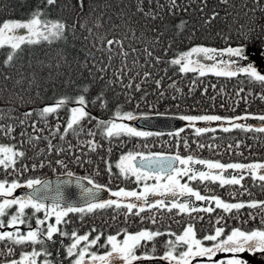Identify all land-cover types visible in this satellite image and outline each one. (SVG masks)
<instances>
[{"label":"snow or ice","instance_id":"6c2138e0","mask_svg":"<svg viewBox=\"0 0 264 264\" xmlns=\"http://www.w3.org/2000/svg\"><path fill=\"white\" fill-rule=\"evenodd\" d=\"M52 11L57 12L58 18L51 17ZM65 12L68 14L67 19L63 18ZM179 13H187L189 17L195 16L196 19L193 21L180 16L178 22L172 24V19ZM217 24L221 26L217 28ZM201 29L209 38L221 41L224 47L217 49L214 46L196 45L187 51L173 53V58L169 59V52L174 44L185 40L194 41L197 31ZM77 41L79 47L76 45ZM42 44L48 45V49L44 51L45 59L35 56L32 48ZM53 44L62 45L55 49L54 54L51 49ZM24 46H28L29 59L26 61ZM6 47L9 51L3 53L5 59L0 65V78L10 82L11 87L8 83L0 84V94H7L6 101L12 107L0 109V136L16 139L13 134L19 129L20 137L18 144L0 145V168L6 173L9 168L17 174L29 170L28 165L16 168L17 163L26 156L25 146L33 151V156L29 158L33 161L30 165L32 170L54 166L68 169L69 163L91 165L93 162L90 159L84 160L73 151L87 147L89 152L95 153L102 147L95 140L97 131L85 130L83 121H97L96 129L100 131L102 138L109 141L119 140L124 136L132 138L159 135L160 133L151 131H139L117 121L136 119L133 111L124 110V105L132 104L133 101L136 102V108L142 103L156 108L169 99H181L184 95L182 90L177 87L172 76L168 75L170 68L174 69L175 66L178 69L173 70V76L177 71L182 74L191 72L198 74V77L211 74L215 77L233 78L243 75L248 81L261 86L259 99L264 101V0H239V3L237 0H215L214 3H210V0H163V3L161 0H87V4L85 0H75V3L73 0H36V5L26 20L0 22V50ZM116 60L119 61L118 64H114ZM25 68L29 71H23ZM84 72L88 73L89 80L76 84L73 74L79 79L83 78ZM60 77H64L65 86L75 85V94L65 93L57 97L56 84ZM166 78L172 81L167 88L164 87ZM99 81H103V84L98 94L88 97L90 88ZM197 82V79L191 81L189 93L194 91L192 86ZM118 84L122 86L119 94L116 93ZM49 87L53 89L54 103L51 105L45 103V93ZM169 90L179 95L169 96ZM108 91L114 93L111 101L107 98ZM243 91V87L239 88L237 96ZM136 94H139V98ZM121 95L123 104H120ZM149 97L154 99L149 101ZM241 98L245 103L248 102L246 97ZM70 103L75 106L70 108V116L64 126L59 121V110ZM90 103L105 110H110L109 105L112 104L115 106L114 117L98 120L88 111ZM31 105L43 106L29 107ZM22 106L26 110L21 111ZM250 115L246 111V114L233 118L203 114L181 115L179 119L189 122L190 126L197 121L208 122L209 126L195 128V133L199 136L202 133L216 132L217 128L211 127V122L214 121L226 120L231 127L250 129L253 127L250 124L233 123L248 120ZM50 117L57 120L54 125L50 123ZM251 118L264 122V115ZM144 123L150 125L151 119L145 117ZM219 127L224 132L230 130L224 124ZM255 130L264 132V126L256 125ZM69 134L77 138L83 134L92 139L78 140L74 145L67 139ZM169 135L178 137L180 132ZM57 140L58 143L53 142ZM41 143L44 147H40ZM184 145L188 147L187 141H184ZM199 147L203 148L204 145ZM107 151L110 153L111 147ZM194 165H204L206 170L195 168ZM115 168L119 170L117 178L123 176L127 180L134 177L137 183L142 182V191H126L121 187L110 192L111 197L116 199H104L101 196L102 192L107 191L104 185L89 176L75 177L79 199H73L71 193L66 195L65 192V188L73 183L74 173L71 170L66 172L69 179L57 181L55 186L41 178H28L25 185L16 179L0 181V243L32 245L31 252L22 250L19 259H12L8 264H37L39 257H43L40 264H63L59 255L51 251L52 244L56 243L55 234L70 241L68 244L63 240L59 241L61 249L58 250L63 252L65 259H69V264H134L136 261L150 260L154 258L151 253L145 250L142 255H138V249H147L148 243L161 235H166L168 239L163 245L166 250L159 259L167 264H193L194 261L197 264H249L243 257L245 253L250 256L259 254L260 260L264 261V227L251 230L241 227L227 229L229 219H240L241 209L260 207L264 212V202H226L218 195H202L188 183H181L183 177H188L189 180L202 183L218 182L221 187L240 185L245 179L244 170L255 181L257 170L264 169V164H223L195 159L191 155L182 158L178 154L145 155L129 151L119 157ZM229 169L236 172L225 175ZM107 171L112 172L111 166ZM96 175H99L98 170ZM150 180L154 181L151 185L147 183ZM258 180L264 182V173L258 175ZM83 181L89 186H85ZM22 186L31 191L23 196H14L15 190ZM259 186L264 188V183ZM205 191L210 189L206 187ZM150 197L157 199L152 200ZM195 202H206L207 206L200 207ZM213 204L215 207H212ZM10 209L14 211L10 212ZM28 209L32 211L29 213L26 211ZM108 209L113 211V220L122 214L127 222L132 215L140 216L142 223L148 220L152 224L157 223L156 213L148 217L141 216V213L153 209L171 213L173 209H177L178 213L189 216L196 212L211 215L216 209H220L223 214L232 215L217 214L214 223L209 219L207 223L211 227L201 230L205 232L202 238H198L191 221L183 227L182 233H173L170 229L162 232L159 228H145L133 234L122 229L117 234L106 235V242L99 244V247L107 249L110 246V250H106L105 254H98L90 249L101 241V234L90 240L89 234H78L76 229L68 231L66 226L70 221L65 218L69 214H79L82 219L85 215ZM40 213L43 216L37 215ZM249 216L256 219L252 213ZM5 217H8L7 220ZM52 217L55 222L49 223ZM192 218L203 220V217ZM33 219L35 227L30 223ZM259 223L264 225V215L259 217ZM62 224L65 227H58ZM20 225H26L27 231L21 232ZM97 231L95 228L91 229V232ZM120 234L123 235L122 241L118 240ZM81 242L86 243L81 247ZM8 244L4 246L7 247ZM36 245L40 247L37 248ZM155 251V244L152 243L151 252ZM8 254H12L11 247L8 248ZM219 254L227 256L218 258ZM73 257L75 258L71 259Z\"/></svg>","mask_w":264,"mask_h":264},{"label":"trees","instance_id":"16d2710c","mask_svg":"<svg viewBox=\"0 0 264 264\" xmlns=\"http://www.w3.org/2000/svg\"><path fill=\"white\" fill-rule=\"evenodd\" d=\"M75 3V0H73ZM163 3V0H161ZM215 0H210V3H214ZM239 3V0H237ZM85 4H87V0H85ZM36 5V0H0V22L5 20H26L29 16L31 10L34 9ZM87 10V9H85ZM223 15V12L221 13ZM180 16L185 17L186 19H191L195 21L196 17H189L187 13H179L178 16L172 19V24H176L180 18ZM51 17L53 19L58 18L57 12L52 11ZM63 18L67 19L68 14L65 12L63 14ZM71 22V20H69ZM221 25L217 24V28ZM196 39L192 42L187 40L183 42H177L173 45V49L169 52V59L173 58V53H180L183 51H187L192 46L203 45V46H214L217 49H222L224 47L223 43L219 40H214L209 38L203 29L197 31ZM77 47H79V41L76 42ZM25 47L24 60H28V46ZM57 47H62L60 44H53L51 46L52 52ZM35 56L40 59H45L44 51L48 49L47 44H42L38 46H32ZM9 51L7 47L5 49L0 50V65H2L5 56L4 52ZM72 51V49H69ZM162 51V50H161ZM99 56L100 54L97 53ZM81 59H83V54L81 53ZM119 61H114V64H118ZM161 67H168L166 65H161ZM178 66L175 68H170L168 75L172 76L173 80H175L177 87L182 90L184 94L181 99L178 100H167L163 104L158 105L156 108H151L143 103L139 108L135 107V101L132 104L124 105L125 111H133L136 117L139 116H148L153 114L159 115H168V116H181V115H219L222 118H233L236 116H241L246 114H251L250 116L264 115V101L259 99V95L262 92L261 86L258 83H253L248 81L247 77L243 75H239L238 77L227 78V77H215L214 75H207L205 77H198L197 74L187 73L182 74L178 73L173 76V70H177ZM7 71V69H5ZM23 71H29L27 68L23 69ZM163 74V73H161ZM99 75V74H97ZM64 77L59 78V82L56 84V93L57 97L62 96L67 93L69 95L75 94V85L65 86L63 84ZM73 79L76 81V84H83L84 82L89 80L88 73L84 72L83 78H77L75 74H73ZM193 79H197V83L193 85L194 91L189 93L190 83ZM172 81L167 78L164 81V87L167 88L168 84ZM8 83L9 87H11L10 82L3 81L0 78V84ZM103 81H99L97 84L93 85L89 92L87 93L88 97H95L98 94V90L100 89ZM213 85L215 88H213ZM121 85H116V93L119 94L121 92ZM243 87L244 91L240 93L239 97L237 96V90ZM207 89V91H205ZM151 91V88H149ZM252 95H249V93ZM173 94L179 95L178 93H174L172 90H169L168 95L171 96ZM137 98H139V94H136ZM6 93L0 94V109H7L12 107L6 101ZM53 97V89L49 87L48 91L45 93V103L51 105L54 103ZM241 97L247 98V103ZM107 98L111 101L114 99V93L112 91L107 92ZM214 98V99H213ZM154 99L153 97H149V101ZM120 104H123V96L120 97ZM73 104H69L66 108L59 110V121L62 125L66 126V121L69 117V109ZM179 105V107H177ZM43 105H31L29 107H42ZM110 110L101 109L98 106H93L91 103L88 106V111L91 114L98 118V120H109L114 117L115 114V106L112 104L109 105ZM21 111L26 110L23 106L20 109ZM51 124H55L57 122L56 119L49 118ZM85 130L92 129L97 131V136L95 140L102 144L101 148H98L95 153L89 152L87 147H83L82 149H74L75 155L81 156L82 159L88 160L90 159L93 163L91 165L84 164L83 166L78 164L69 163L68 169H63L58 166H54L53 168L44 167L38 168L36 170H32L30 165L33 162L29 158L33 156V151L25 146L24 150L26 151V156L17 163L16 168H20L23 165H28L29 170L23 172L22 174H17L12 172V169L9 168L7 173L0 168V181L5 179L11 181L13 179L18 180L21 184L25 185L26 180L28 178H41L45 179L51 175H63L66 174L68 170L73 171L74 175L85 177L89 176L94 179L95 182L104 185L107 188L119 190V188H124L126 191H137L136 184H134L130 180L124 179V177L119 175V172L115 168V164L119 160V157L123 154H127L129 151L140 152L145 155L150 153H159L163 155H180L182 158H186L191 155L195 159H204L211 162H220L223 164L228 163H242L245 165L252 163H263L264 162V132H257L256 130H242L239 128H230L228 132H224L222 129H217L216 132H207L202 133L199 136L196 133L185 127L183 131H180V135L178 137L173 135H153L149 137H132L129 138L127 136L121 137L118 139H112L109 141L108 139L102 138L100 131L96 129L97 121H93L88 123L87 121L82 122ZM63 131V127L61 128ZM19 129H17V133L13 135L16 136V139H9L8 137L0 136V145L9 146L13 144H18L20 139ZM67 139L71 140V142L75 145L78 143V140L84 139H92L91 137H86L83 134L80 135L79 138L71 136L67 137ZM121 140L123 141V145L121 146ZM184 141H187L188 147L186 148L184 145ZM54 143H58L59 141H53ZM203 144L204 147L201 148L199 145ZM231 145V147H229ZM238 145V146H237ZM211 146V147H209ZM40 147H44V144L41 143ZM111 147V152L109 153L107 149ZM86 154V155H85ZM63 158V157H62ZM107 161V164L105 163ZM110 163V165L108 164ZM111 166L112 172L109 173L107 168ZM97 170L99 171V175H96ZM8 173H11L10 175ZM107 178V179H106ZM264 182L259 180H253L251 175H246L245 179L242 180L240 185H225L223 187L219 185L209 186L210 182H197V185H194V188L199 190L202 195H218L226 202H239L243 201L246 204L251 201L263 202L264 201V188H261L259 185ZM255 184V186H254ZM241 185L243 187H241ZM210 189V191H205V188ZM244 189H247V192H244ZM241 192H244L241 195ZM233 193L234 195L230 194ZM14 211V209L9 210ZM27 212H31V209L26 210ZM135 211V210H134ZM235 213V210H233ZM156 213L157 223L152 224L148 220H145L143 223L141 222L140 216H132L130 215L125 221L124 215H119L117 219L113 220V211L112 209H108L105 211H97L96 213L89 214L83 216L81 219L79 214H69V217L65 219L70 221V226L66 227L68 231L72 229H76L78 234H89V239L94 238L95 235L101 234L102 238L106 239V235L108 234H117L119 230L127 229L129 233H135L140 229H150L155 230L159 228L162 232L170 229L173 233H181L183 227L187 225L189 221L195 225L197 230L198 238H202L205 235L202 229L209 228L211 225L207 223L209 219L215 222V217L217 214L222 215H232V214H223L222 210L216 209L211 215L196 212L192 213L191 216L187 214L179 213L175 216L172 212H164L153 209L146 210L141 213V216L148 217L152 213ZM249 213H252L256 216V219L253 220L250 218ZM43 216V213L37 214ZM264 215V212L261 211L260 207L256 209L244 208L240 210V219H229L227 221V229H231L234 227H241L245 230H251L255 228L264 227L259 223V217ZM163 217V219H161ZM192 217H203V220L193 219ZM8 217L4 219L7 220ZM244 221H248L247 223H243ZM54 217L49 220V223H54ZM33 227H35L34 219L30 221ZM63 225V224H62ZM82 225L83 227L79 228ZM220 226V225H217ZM61 227V226H58ZM21 232L27 231L26 225H20ZM97 229V232H91V229ZM123 235H118V239L122 238ZM168 239L166 235H161L156 238L153 243L155 244L156 251L159 248L165 249V247H160L165 244V240ZM61 240H67L66 238L61 237L59 234L54 235V241L58 242ZM11 246L5 247L4 245H0V256L3 262H6L5 258L14 257L13 255L17 254H8V248ZM39 248V245H36ZM152 243H148L147 249L140 248L138 251L140 254H143L145 250L148 252L151 251ZM12 248V247H11ZM61 249V244H52L51 251L59 255L60 259L63 260V252H58ZM30 251L32 250V245L27 244L21 251ZM3 251V252H2ZM2 252V253H1ZM157 254L155 256H159ZM43 259H39L40 262Z\"/></svg>","mask_w":264,"mask_h":264},{"label":"rangeland","instance_id":"374dc122","mask_svg":"<svg viewBox=\"0 0 264 264\" xmlns=\"http://www.w3.org/2000/svg\"><path fill=\"white\" fill-rule=\"evenodd\" d=\"M6 21V20H5ZM8 49V48H7ZM198 75V74H197ZM73 106H75L74 104L73 105H71L70 106V108L71 107H73ZM70 110V109H69ZM69 116H70V111H69ZM149 116H151V115H149ZM149 116H143V117H149ZM159 116H168V115H159ZM139 117H141V116H139ZM179 117V116H178ZM252 116H250L249 117V119L248 120H244V121H234L233 123H241V124H250V125H252L253 127H251L250 129H252V130H255V126L256 125H260V126H264V122H261V121H259L258 119H253V118H251ZM69 118V117H68ZM136 118H138V117H136ZM250 120V121H249ZM135 121V119L134 120H131V121H117V122H122V123H126V124H128L130 127H134V125H133V122ZM182 121V120H181ZM249 121V122H248ZM252 121H254V122H252ZM182 123H183V127H181V129H183V128H185V127H187V128H189V129H191V130H193L194 132H195V128H198V127H206V126H209V124H208V122H203V121H197V122H195V124L194 125H192V126H190L189 125V122H187V121H182ZM221 124H224L225 126H229L230 128H235V127H231L230 125H229V123H228V121H226V120H222V121H214V122H211V127H214V128H217V129H221L219 126L221 125ZM135 128V127H134ZM250 129H247V130H250ZM138 130V129H137ZM139 131H141V130H139ZM180 132V131H179ZM124 155V154H123ZM119 162V160L117 161V163ZM252 164H256V163H252ZM261 164H264V162L263 163H261ZM194 166H196V165H194ZM202 166V165H201ZM204 166V165H203ZM117 171L119 172V170L117 169ZM228 171H231V173H233V172H236V170H233V169H229ZM245 171V176L246 175H248L247 174V171L246 170H244ZM261 173H264V169H258L257 170V180H258V175L259 174H261ZM63 175H66V174H63ZM249 176V175H248ZM77 177H80V176H77ZM132 178V180H135V178L134 177H131ZM184 178V177H183ZM189 181V183L190 182H194V181H198V180H189L188 179V177H186L185 178V180H184V182L182 181V179H181V183H185V182H188ZM150 184L149 185H151L152 183H154V181H148ZM147 182V183H148ZM242 182V181H241ZM23 185V184H22ZM192 187H194V185H197V182L195 183V184H190ZM107 189V188H106ZM110 189V188H109ZM142 189H143V184H141V183H137L136 184V190H137V192H140V191H142ZM25 190H27V188L26 187H20V188H18V189H16L15 190V192L13 193V195L14 196H23V192L25 191ZM111 191L112 190H114V189H110ZM107 191H108V189H107ZM110 191V192H111ZM109 192V191H108ZM108 198H111V199H116L115 197H111V195H110V193H108V197H107V199ZM264 202V201H263ZM212 207H215L214 206V204L212 205ZM20 227V226H19ZM7 230H9V231H12L13 229H7ZM182 233V232H181ZM134 234V233H133ZM119 241H122L123 240V237L122 238H120V239H118ZM167 240V239H166ZM166 240H165V242H166ZM142 243V242H141ZM210 243V242H209ZM160 247H164L163 245L162 246H160ZM165 250L166 249H161V248H159L158 249V251H155L154 253H152L151 251L149 252V253H151V255L154 257L153 259H150V260H141V261H144V262H147V263H150V262H152V261H157L158 263H160V264H167V262H165V261H163L162 259H159V257H162L163 256V254H164V252H165ZM138 255H142V254H140V252L138 251V253H137ZM157 254H160L159 256H155V255H157ZM226 256H227V254H219V257L218 258H226ZM243 257L246 259V260H248L249 261V264H264V261H262V260H260V258H259V254H257L256 256H250L249 254H247V253H245V254H243ZM87 259V258H86ZM141 261H136V262H134V264H139V263H142ZM149 261V262H148ZM193 264H197V261H194L193 262Z\"/></svg>","mask_w":264,"mask_h":264},{"label":"water","instance_id":"95a60500","mask_svg":"<svg viewBox=\"0 0 264 264\" xmlns=\"http://www.w3.org/2000/svg\"><path fill=\"white\" fill-rule=\"evenodd\" d=\"M147 118L151 119V124L146 125L144 123L145 117H138L133 122V125L136 129L141 131H151L154 133H173L175 131H178L183 127L182 121L178 117L174 116H149ZM46 180L50 181L53 186H55L57 181H64L69 179L67 175H55V176H49L45 178ZM85 183V186L87 185L86 181H83ZM31 191L30 189L25 190L22 194L25 195L27 192ZM66 195L71 193L73 199H79V189L75 185V177H73V183L65 188ZM101 196L104 199H107L108 192L104 191L101 193ZM141 264H160L158 262H142Z\"/></svg>","mask_w":264,"mask_h":264},{"label":"flooded vegetation","instance_id":"af4514ba","mask_svg":"<svg viewBox=\"0 0 264 264\" xmlns=\"http://www.w3.org/2000/svg\"><path fill=\"white\" fill-rule=\"evenodd\" d=\"M141 117H143V116H141ZM250 121V120H249ZM248 121V122H249ZM252 122H254V121H252ZM255 123V122H254ZM178 131H180V130H178ZM178 131H175V132H178ZM154 133V132H153ZM174 133V132H173ZM159 135H169V133H167V134H164V133H162V134H159ZM108 164L110 165V163L108 162ZM195 168H198V169H201V170H206V168H205V166H201V165H196V166H194ZM229 173H231V171H228L227 173H225V175H228ZM74 177H77V176H74ZM123 177V176H122ZM185 178L186 177H184V178H182V181L184 182V180H185ZM107 179V178H106ZM127 180H130V181H132L134 184H137V182L135 181V180H132V178H129V179H127ZM196 182H199V181H194V182H190L189 183V181L188 182H185V183H188L189 184V186H191L190 184H195ZM200 183H202V182H200ZM141 184H143L142 182H141ZM148 184H150L149 182H148ZM215 185H219L218 184V182L217 183H210L209 184V186H211V188H212V186H215ZM107 188V187H106ZM108 189V193H110V189L109 188H107ZM150 199H152V200H154V199H157V197H150ZM180 199H183V198H180ZM193 200H194V198H193ZM198 206H200V207H204V206H207L206 205V202H195ZM218 210H220V209H218ZM163 211V210H162ZM164 212H166V211H164ZM172 213L175 215V216H177L179 213H178V210L177 209H173V211H172ZM61 227H65L64 225H60ZM70 226V224H67V226L66 227H69ZM64 241V243L65 244H68V243H70V241L69 240H63ZM106 242V239L105 238H102V240L100 241V242H98V245L97 246H94L92 249H90V251H96L98 254H105L106 253V250H110V246H108V248L107 249H103V248H100L99 247V244H103V243H105ZM50 244L52 243V242H49ZM57 244H60L59 243V241L58 242H56ZM86 242H81V247L85 244ZM144 242H142V244H143ZM149 243H153V242H149ZM5 244H8V242H3V243H0V245H5ZM8 246H11L12 247V252H13V254H17V255H13L14 257H11V259L10 258H5L6 259V262H3L2 260H1V256H0V264H8V262H10L12 259H19V252H20V250L22 249V248H24L26 245H23V246H19V245H11V244H8ZM3 252V251H2ZM1 252V253H2ZM25 252H31V250L30 251H25ZM75 257H73V258H71V259H74ZM87 258V257H86ZM39 259H41V257H39V258H37V264H40V262L38 261ZM141 262H144V261H141ZM149 262V261H148ZM152 262H157V261H152ZM145 263V262H144ZM63 264H69V259H65L64 258V254H63ZM139 264H141V263H139Z\"/></svg>","mask_w":264,"mask_h":264},{"label":"bare ground","instance_id":"6f19581e","mask_svg":"<svg viewBox=\"0 0 264 264\" xmlns=\"http://www.w3.org/2000/svg\"><path fill=\"white\" fill-rule=\"evenodd\" d=\"M148 116H149V115H148ZM151 116H159V114H153V115H151ZM151 116H150V117H151ZM174 117H178V116H174ZM178 118H179V117H178ZM51 176H55V175H51ZM74 176H76V175H74ZM81 227H83V226L80 225L79 228H81Z\"/></svg>","mask_w":264,"mask_h":264}]
</instances>
